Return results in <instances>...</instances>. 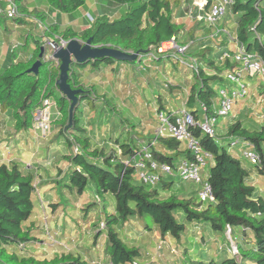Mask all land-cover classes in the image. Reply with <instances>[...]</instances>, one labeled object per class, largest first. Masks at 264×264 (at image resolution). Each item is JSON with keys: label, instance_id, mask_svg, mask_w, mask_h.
<instances>
[{"label": "trees", "instance_id": "trees-1", "mask_svg": "<svg viewBox=\"0 0 264 264\" xmlns=\"http://www.w3.org/2000/svg\"><path fill=\"white\" fill-rule=\"evenodd\" d=\"M113 1L121 6L119 15L100 12L93 23L84 28L61 24L38 6L22 5V0H15L17 15L10 17L7 12H0V24L6 22L3 30L0 25V36L11 29L7 24L10 19L15 23H29V34H34L33 50L19 57L21 46L28 45L26 37L23 44L11 48L7 65L2 64L0 50V113H11L12 128L16 132H29L33 127L34 110L41 107L43 98L54 97L57 108L63 114L56 127L57 140L63 138L68 149L62 155L67 163L56 167L59 176L50 177V171L46 172L45 168L44 172L41 170L39 173V183L36 173L28 170L23 162L0 160V264H98L75 253L46 257L27 249L38 238L41 229L46 233L38 219V216L41 217V200L36 193L46 186L44 182L47 180L57 184V194L64 200H67L65 194L69 191L76 192L78 198L87 189L94 191L95 201L83 206L81 211L86 218L98 214L97 225L104 223L103 229L96 234V238L102 237L104 241V254L107 257L104 264L143 261L145 251L142 245L133 242L125 232V226L134 220H139L146 230L155 229L161 236L177 244L182 253L181 259L170 258L168 264H264V188L259 187V177L264 179V160L252 164L241 155V148H237L245 144L264 153V123H258L253 116L235 117L238 109H235V105L240 100H246L250 91L248 96L236 102L228 115L223 116H230L232 121L216 137L206 133L199 125L192 128L203 147L214 155L209 181L215 200L201 202L198 200V189L189 193L176 190L177 185L185 181L179 176L165 175L157 185L143 183L137 178L136 168L126 165L125 160L130 158L140 143L153 140L156 119L150 114L146 122L151 124L149 131L139 129L141 119L131 125L127 119L120 118L109 94L91 81L96 74L102 73H111L113 81H116L114 78L120 80V70L124 65L130 66L124 80L129 79L128 75L133 77L136 72L147 75L152 65L149 67L143 62L152 53L154 57L150 61L153 64L162 66V70L166 68L167 73L172 70L176 75L178 82L174 84L177 85H167V90L174 96L175 91L181 92L186 106L198 121L203 120L205 114L215 115L218 90L229 85L227 73L239 67L237 62L219 60V47H225L229 37L234 36L248 50L256 51L264 58V0H235L215 26L206 24L199 30H187L185 23L175 20L176 10L182 4L180 0ZM213 1L207 0V9ZM45 2L51 10L70 13L82 7L87 0ZM0 4L7 6L4 0H0ZM216 27L225 28L229 33L222 30L208 35L212 28L216 31ZM186 31L190 37L183 40ZM198 31H206L203 33L205 37L197 38ZM173 37L183 44L194 41L187 56L195 58L198 68L191 70L194 79L185 89L178 67L180 62L173 55L176 50L159 51L163 42ZM61 38H78L83 43L91 38L94 45L143 53L131 62L103 57L71 64V86L84 89L74 110L71 126H68L71 100L56 83L60 75L59 61L46 58L45 52L38 73L27 70L40 58L41 47L46 40L59 42ZM170 64H173L172 69H168ZM247 76L253 88L264 83L262 76ZM172 97L165 99L158 93L153 101L158 108L169 111L173 106ZM203 103L207 109L202 108ZM92 107V112L101 109L97 129L87 123L85 113ZM120 122L125 126L116 132ZM235 141L238 145L233 147L231 143ZM152 149L158 159L172 164L191 158L193 154L185 142L171 136L159 137ZM44 150L48 152V157V148L44 146ZM50 196L47 194L46 208L53 214L64 202L61 199L59 202L56 199L49 201ZM60 213L62 217L64 211L61 209ZM228 227L231 228L230 234ZM207 234L210 236L207 237ZM232 240L238 247L236 253L226 251L223 246L217 247L218 241L230 247ZM192 244L201 245L203 250L193 248Z\"/></svg>", "mask_w": 264, "mask_h": 264}, {"label": "rangeland", "instance_id": "rangeland-1", "mask_svg": "<svg viewBox=\"0 0 264 264\" xmlns=\"http://www.w3.org/2000/svg\"><path fill=\"white\" fill-rule=\"evenodd\" d=\"M180 2L182 4L180 5V8L176 10L175 20L179 23H185L187 30L192 28L199 30L203 28L206 23L196 16L192 17L193 15H190V10L194 11V15L204 13L203 11H200L196 5H194L195 0H180ZM22 5L30 7L38 6L39 8L46 10L53 20L55 19L57 22L64 25L72 24L79 28L91 25L95 16H97L100 12L111 14L112 16H117L121 12V6L113 0H96V2L88 0L82 7L70 13H62L56 10H51L52 8L45 2V0H22ZM89 12L92 15V19L88 15ZM5 24L6 22L0 24L2 30ZM7 24L11 27V29L0 36V50L1 56L3 57L1 60L3 65H7L9 62L11 48L18 44H23L26 37H28V45L27 47L21 46V50H19V57L27 55L34 47V34H29L31 30L29 23H15L14 20L10 19L7 20ZM211 30V33H208V35L217 33L213 30V28ZM203 33H206V31H198L197 38H200L199 36L205 37V34L203 35ZM189 37L190 35H188L186 31L183 34V40L188 39ZM218 41H220V39ZM45 45L46 58L54 59L52 56L53 49L48 44V40H46ZM172 46L173 43L171 40L165 41L159 47V51L168 50L172 48ZM173 55L179 56V54L175 52ZM144 63L149 67L152 65L151 71L147 75L141 72H136L133 77L128 75L129 79L124 80L123 77H125L126 72L130 69L129 65H124L120 70V80L114 78L116 81H113L111 73H108V75L102 73L96 74L91 81L98 84L100 88L102 87V89L109 94V97L117 106L120 118L127 119L131 125L138 123L141 119L139 129L149 131L151 124H147L146 122L150 117V114L153 119L155 116L153 114L152 105L147 104V102L151 100L153 101L156 94L161 93L165 99L173 96V107L169 111L178 108L182 102L186 101V99L182 97L183 94H181V92L175 91L176 96H174L167 90L169 85L174 86L177 85L174 83L178 82V80L175 79L176 75L172 73V70H169V73H167L165 71L166 68L162 70V66L153 64L148 58L144 61ZM178 67L180 68L179 72L184 79L182 82L184 84L182 85H184L183 89H185L187 85L193 82L194 78H192L191 73L193 68L181 62ZM172 68L173 64H170L168 69ZM107 76H109V78H107ZM137 76L139 79H136ZM255 77L259 78L260 76ZM148 82L151 83L150 86H148ZM249 90V97H247L246 100H240L235 105V109L238 108L235 117L242 118L253 116L258 123H261V119L264 118V83H261V85L259 83L258 86L254 88L253 86H249ZM181 99L184 100L178 103ZM48 104H52L50 108V129L45 132L37 128L38 124L36 121H33V127L29 132H16L12 128L13 120L11 113H2L3 111H1L0 114V149L3 148V151L0 154V160H5L7 163H11L13 161L23 162L28 170H33L34 173H36L37 183L41 181V176L39 174L41 173V170L44 172L45 168H47L45 171H50V177L55 178L59 176L56 170L57 165L64 166V164L67 163V161L62 159V155L68 151V149L63 143V138L57 140L56 135V127H58L57 123L63 114L57 108L58 104L54 97L42 99V109H48ZM145 107L147 109H145ZM92 110L93 107L88 108L85 113L87 116V123L90 127H95L97 129L100 126L101 109L98 108L94 112H92ZM231 121L232 118L230 116H220L215 124L217 133L224 131ZM110 124L111 122H109L108 128H110ZM124 126L125 125L120 122L119 126L115 129L116 132ZM17 144L18 147L16 146ZM44 146L48 148L50 153L48 157V152L44 150ZM20 148H24L21 153L19 152ZM237 148L240 149V146ZM211 166L212 162L205 170L210 172ZM259 181V187L264 188V179L259 177ZM47 182H50V184ZM44 183L46 186L39 188L36 193L37 197L41 200V217L39 218L38 216V219L41 220V225H43V216L45 214L49 215V232L44 233V230L41 229L37 236L38 238L33 241L32 246L27 247V249L40 256L53 257L55 255H60L61 253H75L76 255H81L88 260L95 261L98 264L106 263L105 261L107 257L104 254L103 238H96L97 232L99 229H103L104 226L102 223L97 225L96 217L98 214H92L86 218L81 211L83 206L95 201L94 191L87 189L81 198H78L79 195L76 192L69 191L65 194L67 200H64L61 196L59 198L57 194L59 190L56 188V183H53L51 180H47ZM198 187V184L191 181H183L180 185H177L176 190H179V192L182 193H189L198 189ZM50 191L53 195L52 193H49ZM61 191H64V189ZM47 194H51L49 201L51 199H56V201L61 199L62 202H64V205H61L53 214L49 213L46 208L48 203ZM61 209L64 211L62 217H60L62 214L60 213ZM57 219L58 222H56ZM42 227L44 228V225ZM125 229V232L130 235V239L136 244L142 245L143 250L145 251L143 261L141 262L139 260L138 264H168L170 258L176 260V258L179 257L181 259L182 253L181 250L178 249L179 247L176 243H172L171 240L164 238L160 235V232L155 229L146 230V227L139 220H134L131 223H128L125 226ZM206 236L209 237L210 235L207 234ZM231 242H234V240ZM159 245H162L160 249H158ZM222 246L226 251L230 252L229 247L224 246L223 242L218 241L217 247L220 248ZM192 247H197L203 250L201 245L192 244ZM171 248L175 249L173 253Z\"/></svg>", "mask_w": 264, "mask_h": 264}, {"label": "built area", "instance_id": "built-area-1", "mask_svg": "<svg viewBox=\"0 0 264 264\" xmlns=\"http://www.w3.org/2000/svg\"><path fill=\"white\" fill-rule=\"evenodd\" d=\"M4 1L5 4L7 3V6L4 7L0 4V12L5 11L10 17L17 15L18 6L16 5L15 0ZM234 1L235 0H214L207 9V0H195L194 5H196L198 9L204 13L194 15V11L190 10V15H193L192 17L196 16L206 24L215 26L217 22L226 15ZM222 30L229 33V31L225 28L216 27L217 33ZM171 41L173 43L172 48H174L176 53L179 54V56L176 55L179 62L189 65L197 70L198 65L195 58L187 56L190 46L194 43V41H191L188 44H183L182 42H178L176 37H173ZM56 43L66 46L68 40L65 38H61L59 42L48 40V44L52 47L53 51L57 49ZM227 44L228 45L226 47H219V60L225 61L228 59L237 62L239 67L227 73L229 85L218 90L215 115L209 116L205 114L204 119L198 121L195 118L194 113L188 108V106H186L185 101L182 102L178 108L172 109L171 111L162 110L158 108L157 104L150 103L156 119V125L153 131V140L143 141L140 143L130 158L125 160L126 165H133L136 168V176L141 182L149 185H157L163 176L176 175L185 181H191L198 184L199 187L197 191L199 201L211 202L215 200L213 188L209 181L210 172L205 170L211 162L213 164L214 155L203 147L201 140L195 136L192 128L199 125L206 133L216 137L218 133L216 131L215 124L219 117L228 115L238 100L248 96L250 91V82L248 81L247 75H258L264 78V58L258 54V52L248 50L246 45L234 36L229 37ZM152 57L154 56L151 53L150 57L148 56L147 58L151 60ZM147 58H144V61ZM142 67H144V64ZM51 105H47L48 109L38 107L33 113L34 121L38 124L37 128L43 130V132L50 129ZM202 108L207 109V106L203 103ZM261 122L264 123V118L261 119ZM164 136H171L185 142L187 147L193 153L192 157L181 159L176 164L158 159L155 156L152 147L156 144L159 137ZM231 144L233 147L238 145L236 141ZM240 151L241 155L252 164H257L260 163L261 160H264V153L261 154L252 146L243 144ZM48 222L49 215L45 214L43 216V225L47 233L49 232ZM102 225L104 226V223H102ZM228 232L230 234V227H228ZM161 246L162 245H159L158 249H160ZM171 250L175 251L174 248ZM229 251L231 253L238 252L236 243L232 242V245L229 247ZM134 264H138V261Z\"/></svg>", "mask_w": 264, "mask_h": 264}, {"label": "water", "instance_id": "water-1", "mask_svg": "<svg viewBox=\"0 0 264 264\" xmlns=\"http://www.w3.org/2000/svg\"><path fill=\"white\" fill-rule=\"evenodd\" d=\"M56 45L57 49H55L52 53L53 58L58 60L60 63V75L56 83L63 94L71 100L69 117L70 122L68 126H71L73 123L74 110L77 107L79 98L84 91L82 88L72 87L69 82V70L73 62H85L90 59H99L103 57H111L119 61L131 62L138 59L142 55V52L140 51L131 52L111 46L94 45L91 38L84 43L78 38H72L68 40L66 46L59 45L58 43H56ZM148 50H150V48ZM44 53L45 45L41 47L39 54L40 58H38L32 66L27 69L29 72L38 73L42 64L41 58H43Z\"/></svg>", "mask_w": 264, "mask_h": 264}, {"label": "crops", "instance_id": "crops-1", "mask_svg": "<svg viewBox=\"0 0 264 264\" xmlns=\"http://www.w3.org/2000/svg\"><path fill=\"white\" fill-rule=\"evenodd\" d=\"M88 1V0H87ZM93 2H96V0H92ZM88 15L90 16V17H92V15L90 14V12L88 13ZM227 42H228V40L226 41V44H225V47L229 44H227ZM221 48V47H220ZM219 51V50H218ZM150 102H152V103H156L155 101H150ZM151 103V104H152ZM173 106H171L170 108H172ZM1 114V113H0ZM6 131V130H5ZM19 138V137H18ZM17 147H18V144L16 145ZM4 147V146H3ZM240 148H242V146H240ZM3 149V148H2ZM2 149H0V154H1V152L3 151ZM22 150H24V148H20L19 149V152L21 153L22 152ZM3 155V154H2Z\"/></svg>", "mask_w": 264, "mask_h": 264}, {"label": "clouds", "instance_id": "clouds-1", "mask_svg": "<svg viewBox=\"0 0 264 264\" xmlns=\"http://www.w3.org/2000/svg\"><path fill=\"white\" fill-rule=\"evenodd\" d=\"M69 40V39H68ZM45 45V44H44ZM46 46V45H45ZM58 61V60H57Z\"/></svg>", "mask_w": 264, "mask_h": 264}]
</instances>
